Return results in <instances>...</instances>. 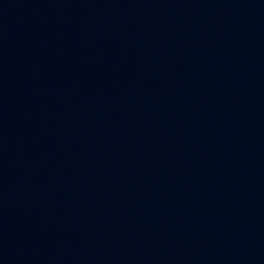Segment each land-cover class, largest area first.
<instances>
[{"label":"water","instance_id":"1","mask_svg":"<svg viewBox=\"0 0 264 264\" xmlns=\"http://www.w3.org/2000/svg\"><path fill=\"white\" fill-rule=\"evenodd\" d=\"M0 264H264V0H0Z\"/></svg>","mask_w":264,"mask_h":264}]
</instances>
